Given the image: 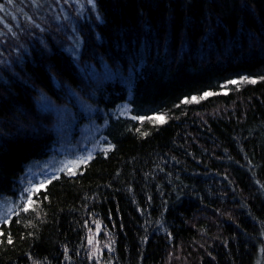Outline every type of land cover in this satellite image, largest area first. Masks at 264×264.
<instances>
[{"label":"trees","instance_id":"trees-1","mask_svg":"<svg viewBox=\"0 0 264 264\" xmlns=\"http://www.w3.org/2000/svg\"><path fill=\"white\" fill-rule=\"evenodd\" d=\"M82 1L76 56L0 24V264H264V0Z\"/></svg>","mask_w":264,"mask_h":264},{"label":"rangeland","instance_id":"rangeland-1","mask_svg":"<svg viewBox=\"0 0 264 264\" xmlns=\"http://www.w3.org/2000/svg\"><path fill=\"white\" fill-rule=\"evenodd\" d=\"M8 1L9 0H0V7L3 10L2 12L0 11V15L4 14V18H8L9 21H11L13 16L15 22L7 24L4 20H1L0 24L5 29L11 31V24H16L17 26L21 23L22 27L20 30L22 33L28 31L29 35H27V37L38 39L41 42L44 40V34H50L53 38V44L64 50H67V46L69 45L68 50L71 51L72 55L76 56L77 52H75V50L80 47V44L77 43L80 32L79 26H77L79 24L78 17L82 15L79 16L78 13L71 12L72 9L70 6H74L73 3L77 0H25L24 2H26V4H24V7L26 6L28 8L27 11L20 10L19 8L17 9L15 5H11ZM78 1H81V4H83L82 0ZM85 1L91 2L92 0ZM2 4L6 5V7ZM94 14L96 15V13ZM86 16L88 17L89 15L87 14ZM31 17L34 23L29 25L27 21L30 20ZM50 28H52L53 31H51ZM89 29H92V26H89ZM0 33V42L7 52L12 53L18 45V36H11L8 31H4L3 29ZM2 35H4V37ZM59 38L62 39L61 42ZM103 127L102 124H96V128L99 130H102ZM66 128L70 129V126H66ZM71 132L72 130L69 131V133ZM64 141V143H66L67 138H64ZM85 142L86 140L83 144H59L54 148L53 154L50 157L36 162L30 161L26 165L25 175L27 174V178L30 180L29 184L31 191L42 188L50 176H55L62 171H72L74 168L78 167L84 159L89 158L92 154V149L88 147ZM13 210L14 204L12 200L7 196H0V221L11 216Z\"/></svg>","mask_w":264,"mask_h":264}]
</instances>
